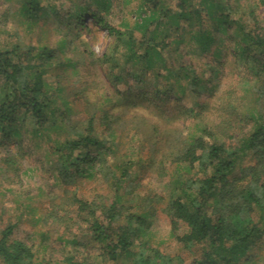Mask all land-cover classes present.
Masks as SVG:
<instances>
[{"label":"rangeland","instance_id":"374dc122","mask_svg":"<svg viewBox=\"0 0 264 264\" xmlns=\"http://www.w3.org/2000/svg\"><path fill=\"white\" fill-rule=\"evenodd\" d=\"M40 1L41 11L29 24L22 0H0V47L16 44L24 51L42 47L53 54L42 67L40 61L32 62L40 67L44 90L52 100L44 128L21 118L0 129V237L3 229L16 225L12 238L31 247L36 264H102L100 245L92 241L87 223L76 217L75 198L110 205L117 198L118 179L124 208L148 215L150 229L144 238L148 245L190 261L194 255L177 242L166 214L174 196L175 151L199 136L202 128L214 129L229 116L247 133L250 123L244 128L241 119L264 115V98L256 92L260 83L245 82L246 67L233 49L221 45L219 51L213 46L203 52L190 44L184 25L166 40L163 62L143 68L122 58L115 35L90 19L88 12H101L120 31L136 29L147 12L141 0ZM161 1L170 8L176 3ZM106 2L109 7L104 8ZM79 7L80 12L88 8L87 14ZM79 13L85 20L81 28L75 19ZM256 15L264 26L263 5H257ZM253 23L246 16V24ZM207 28L216 30L213 23ZM140 33L136 30L135 35ZM182 33V42L176 43V35ZM110 55L114 61L104 64ZM180 67H192L201 76L198 93L190 89ZM205 102H210L211 112L198 115L199 104ZM91 118L98 144L76 155L97 157L96 169L89 170L91 177L62 178L55 149L84 134ZM240 137L227 144L236 145ZM255 163L246 156L241 164ZM253 217L258 221L260 213ZM179 227L180 233L186 231ZM236 264H264V234Z\"/></svg>","mask_w":264,"mask_h":264},{"label":"trees","instance_id":"16d2710c","mask_svg":"<svg viewBox=\"0 0 264 264\" xmlns=\"http://www.w3.org/2000/svg\"><path fill=\"white\" fill-rule=\"evenodd\" d=\"M141 2L147 12L136 29L126 31L109 25L101 12H88L85 8L82 13V7L77 10L81 14L88 12L90 19L114 34L117 44L122 46V58L143 68L164 61L166 40L179 34L184 25L190 44L203 52L213 46L219 51L221 45L233 49L246 67L245 82H259L256 92L261 100L264 98V26L256 15L257 5L264 6V0H176L174 8L161 0ZM104 4V8L109 7L108 2ZM41 8L40 0H22L29 24ZM80 13L75 19L76 26L81 28L85 20ZM246 16L254 21L252 26L246 24ZM210 23L215 24L216 30L207 28ZM136 30L141 32L140 37L135 35ZM182 35H176L174 41L182 42ZM51 59L53 54L42 47L25 51L16 44L0 47V129L21 118L30 119L38 129L44 128L52 100L44 90L40 67L32 62L38 60L42 67ZM102 61L112 64L114 58L110 55ZM179 70L189 80L190 89L198 93L201 76L192 67ZM209 103L199 104L198 115L211 112ZM231 118L223 119L214 129L202 128L199 136H192L175 151L174 196L167 203L166 214L172 234L193 258H172L148 245L144 239L150 229L148 215L124 208L118 194L122 180L115 179L117 198L110 205L75 198L76 217L87 223L92 241L100 245L102 264H236L248 247L258 242L264 234V115L250 114L241 119L244 128L250 123L247 133L237 128V122ZM94 132L91 118L84 134L56 147L62 178L93 175L98 158L90 153L79 156L76 151L98 144ZM218 134L223 138L217 139ZM237 136L241 137L236 145L227 144ZM246 156L256 162L254 166L242 167ZM121 174L124 177L126 172L122 170ZM256 211L260 213L258 221L253 217ZM179 225L186 228L184 233L179 232ZM15 227L7 226L1 232L0 264H36L31 247L12 238Z\"/></svg>","mask_w":264,"mask_h":264}]
</instances>
